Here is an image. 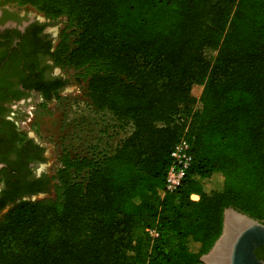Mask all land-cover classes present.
Instances as JSON below:
<instances>
[{"label": "trees", "instance_id": "obj_1", "mask_svg": "<svg viewBox=\"0 0 264 264\" xmlns=\"http://www.w3.org/2000/svg\"><path fill=\"white\" fill-rule=\"evenodd\" d=\"M14 1L66 18L57 65L132 132L63 154L54 198L8 178L0 264H203L227 208L264 223V0ZM183 136L193 163L166 193Z\"/></svg>", "mask_w": 264, "mask_h": 264}, {"label": "flooded vegetation", "instance_id": "obj_2", "mask_svg": "<svg viewBox=\"0 0 264 264\" xmlns=\"http://www.w3.org/2000/svg\"><path fill=\"white\" fill-rule=\"evenodd\" d=\"M66 21L65 17L50 19L14 0H0V66L4 64L0 69V164L5 165L0 172H8L1 177L0 194L8 178L24 191L39 190L24 194V200L54 192L53 176L45 170L46 148L33 138L23 139L19 116L34 98L56 101L83 81L73 80L67 68L56 62ZM11 207L7 205L0 213ZM260 258L264 260V252Z\"/></svg>", "mask_w": 264, "mask_h": 264}, {"label": "rangeland", "instance_id": "obj_3", "mask_svg": "<svg viewBox=\"0 0 264 264\" xmlns=\"http://www.w3.org/2000/svg\"><path fill=\"white\" fill-rule=\"evenodd\" d=\"M76 34L72 36V41ZM73 68L66 73L75 81L80 80ZM20 129L23 139L33 138L46 148L45 170L55 176L61 168L63 154L113 153L131 134L132 128L123 125L111 113L95 108L86 96V82L80 81L73 92L56 101L41 102L34 98L20 111ZM204 184L210 186V181ZM55 193L39 194L30 200L54 198ZM0 213V218L7 212Z\"/></svg>", "mask_w": 264, "mask_h": 264}, {"label": "water", "instance_id": "obj_4", "mask_svg": "<svg viewBox=\"0 0 264 264\" xmlns=\"http://www.w3.org/2000/svg\"><path fill=\"white\" fill-rule=\"evenodd\" d=\"M3 166L0 164V168ZM263 246L264 223L229 207L224 212L221 235L200 261L203 264H264L256 255V250Z\"/></svg>", "mask_w": 264, "mask_h": 264}, {"label": "built area", "instance_id": "obj_5", "mask_svg": "<svg viewBox=\"0 0 264 264\" xmlns=\"http://www.w3.org/2000/svg\"><path fill=\"white\" fill-rule=\"evenodd\" d=\"M171 166L168 170L165 181V192H175L181 185L185 178L186 172L190 169L193 163L192 146L189 140L183 136L175 145L171 153ZM194 201L199 200L198 195H191ZM150 233L157 235L154 231Z\"/></svg>", "mask_w": 264, "mask_h": 264}]
</instances>
